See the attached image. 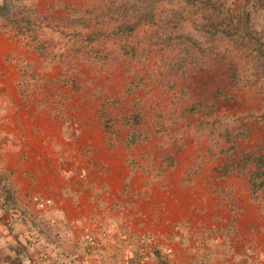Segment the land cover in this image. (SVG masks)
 Instances as JSON below:
<instances>
[{"label": "rangeland", "instance_id": "obj_1", "mask_svg": "<svg viewBox=\"0 0 264 264\" xmlns=\"http://www.w3.org/2000/svg\"><path fill=\"white\" fill-rule=\"evenodd\" d=\"M264 0H0V264H264Z\"/></svg>", "mask_w": 264, "mask_h": 264}, {"label": "trees", "instance_id": "obj_2", "mask_svg": "<svg viewBox=\"0 0 264 264\" xmlns=\"http://www.w3.org/2000/svg\"><path fill=\"white\" fill-rule=\"evenodd\" d=\"M251 177H253V179H256V180L261 179L259 182H252L251 183L253 186H255V190L261 188L263 180H264L263 172L262 171L259 172L258 170H256L254 173L251 174Z\"/></svg>", "mask_w": 264, "mask_h": 264}]
</instances>
